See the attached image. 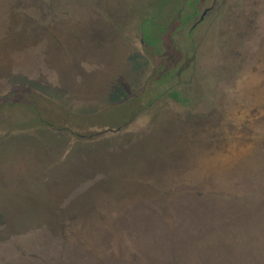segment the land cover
<instances>
[{"label": "rangeland", "instance_id": "374dc122", "mask_svg": "<svg viewBox=\"0 0 264 264\" xmlns=\"http://www.w3.org/2000/svg\"><path fill=\"white\" fill-rule=\"evenodd\" d=\"M0 234V264H264V0H0Z\"/></svg>", "mask_w": 264, "mask_h": 264}, {"label": "flooded vegetation", "instance_id": "af4514ba", "mask_svg": "<svg viewBox=\"0 0 264 264\" xmlns=\"http://www.w3.org/2000/svg\"><path fill=\"white\" fill-rule=\"evenodd\" d=\"M207 11H205L204 13H206ZM119 129V128H118ZM80 212H82V211H80ZM46 221H48V220H46ZM56 221H57V224H56V226L58 227V230H60L59 229V227H64V226H66L67 224H66V221L63 219V220H57L56 219ZM47 223V222H46ZM75 224L77 227H79L80 225H82V224H80V221H79V219L77 220V221H75L74 223H73V221L72 222H70V224ZM47 224H49V223H47ZM51 225V224H50ZM63 229V228H62ZM79 231V233L81 232V230H78ZM1 238H2V236H1V234H0V242H1Z\"/></svg>", "mask_w": 264, "mask_h": 264}, {"label": "trees", "instance_id": "16d2710c", "mask_svg": "<svg viewBox=\"0 0 264 264\" xmlns=\"http://www.w3.org/2000/svg\"><path fill=\"white\" fill-rule=\"evenodd\" d=\"M150 20H151V19H150ZM147 24H148V22L145 23V25H147ZM142 27H143L142 29H144V25H143ZM143 31L146 32V28H145ZM145 36L149 37L150 35L147 33V34H145ZM170 43H171L172 47L176 50V48H175V43L172 41V39H171ZM172 95H173L174 97H177V94H176L175 92L172 93Z\"/></svg>", "mask_w": 264, "mask_h": 264}]
</instances>
